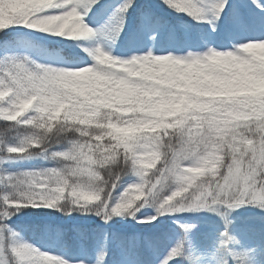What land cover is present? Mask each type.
<instances>
[{
  "label": "clouds",
  "instance_id": "9594fccd",
  "mask_svg": "<svg viewBox=\"0 0 264 264\" xmlns=\"http://www.w3.org/2000/svg\"><path fill=\"white\" fill-rule=\"evenodd\" d=\"M54 6V0H25L23 4L2 0L0 31L22 25L70 41L97 35L82 15L40 14ZM21 7L27 11L18 13ZM78 47L93 63L60 67L21 55L16 56L19 67L9 66L4 73L26 96L12 116L24 115L35 106V114L25 123L46 129L35 132L44 145L41 151L64 141L70 145L64 150L68 155L54 169L58 175L42 177L45 183L41 187L63 182L99 196L102 202L111 196L117 182L131 173L140 183H129L121 198L133 204L147 202L144 189L148 188L162 203L180 207L219 194L222 174L245 163L250 152L259 150L264 161V39L237 44L210 61L208 52L214 49L209 46L200 63L179 66L163 59L143 60L149 53L120 59L99 41ZM11 91L0 89V99ZM57 124L62 135L52 131ZM185 128L191 133V143L174 149L173 137L179 144ZM121 137L126 138L123 153L119 151ZM124 154L134 157L132 165L119 161ZM73 203L65 200L64 207L72 208ZM13 206L24 209L45 204L14 200ZM3 244L0 235V247ZM10 247L14 253L23 249L19 264H42L41 257L53 264V257L38 254L39 249L26 241Z\"/></svg>",
  "mask_w": 264,
  "mask_h": 264
},
{
  "label": "trees",
  "instance_id": "16d2710c",
  "mask_svg": "<svg viewBox=\"0 0 264 264\" xmlns=\"http://www.w3.org/2000/svg\"><path fill=\"white\" fill-rule=\"evenodd\" d=\"M122 0H99L89 20L96 21L106 15L111 16L115 8ZM233 0H228L220 20L217 22L216 31H212L206 22H200L189 15L175 11L163 3V0H135L134 6L127 13L123 31L115 40L109 39L114 50L125 57H129L134 51L144 49V25L145 27L156 26L158 31L155 42L158 47L171 46L175 51H185L187 47L198 50L204 49L203 39L213 38L217 46L226 45L225 34L235 36L232 33V24L238 19L237 13L241 14L244 23L257 34H262L258 23L263 14L252 9L240 7L239 10L233 5ZM187 33L185 37L184 33ZM41 45H44L43 47ZM78 45H85L82 40L48 42L35 38L26 32L9 30L0 31V60L6 57L28 55L31 59L45 63L48 57H57L66 64H78L84 62L93 63L90 57L82 51ZM31 110V109H30ZM29 110V111H30ZM7 123L0 120V131ZM52 123H56L53 121ZM59 124L52 131L57 135ZM44 132L46 129L18 126L8 133L6 142L15 145L25 136L32 132ZM68 142L54 146L52 150H60L67 147ZM32 153H40V148L31 149ZM119 151L123 153L121 145ZM61 161L52 159L50 156L33 155L31 158H8V154L0 151V176L19 174L23 171L44 170L58 168ZM133 174L129 173L119 182L113 199L117 198L123 189L130 183ZM10 188L7 184L0 183V197ZM168 194L165 190L164 195ZM150 199V198H149ZM252 207V206H250ZM154 210L146 204L137 213ZM206 210L187 211L182 213H167L159 216L151 227H138L133 224V218L125 215L113 216L105 221L95 213L74 210L65 213L57 208H24L7 221L8 225L19 235V239L33 244L43 252L53 256L64 258L68 262H92L99 256L95 247L105 232H109L111 239L104 245L103 261L100 264H122L121 251L125 256L134 257L138 264H154L155 258L163 254L169 247V232L167 224L173 218L189 217L193 223L201 225L222 224L212 218L210 214L204 215ZM237 227L243 230L256 249V257L260 263H264V211L258 208L241 207L232 215ZM215 239L210 230H200L196 233L195 243L198 247L210 249ZM189 264V261L178 259L173 264Z\"/></svg>",
  "mask_w": 264,
  "mask_h": 264
},
{
  "label": "snow or ice",
  "instance_id": "6c2138e0",
  "mask_svg": "<svg viewBox=\"0 0 264 264\" xmlns=\"http://www.w3.org/2000/svg\"><path fill=\"white\" fill-rule=\"evenodd\" d=\"M2 2V0H0ZM15 4H23L25 0H10ZM56 6L51 8H45L40 12L41 15L54 16L66 14L71 16L72 14L82 15L83 18L92 11V9L99 3V0H54ZM169 8L183 12L193 19L206 22L212 28V31H216L217 22L220 20L225 8L228 6V0H163ZM258 7L264 9V4H259L258 0H253ZM135 0H122V2L115 8L107 22L100 28L95 29L96 33L101 35H108L112 40H115L124 29L127 13L134 6ZM27 11L26 8H19L18 13ZM92 28V27H91ZM219 52L217 50H209L207 59L210 61ZM148 55L142 57L143 60H155L171 62L175 65H185L188 63L198 64L204 57L202 54H194L189 52L186 56H167V55H154L151 51ZM137 59V57H133ZM9 66L19 67L17 64V57H6L0 60V78H3L4 83L0 84V89L8 91L9 88L12 91L0 99V120L10 122L2 127L0 131V151L8 154V158H31L33 148L44 147L40 138L35 132L25 135L19 143L15 145H9L6 142V137L9 132L18 126H28L34 128L33 123L28 122L29 116L35 114V106L30 111L27 110L24 115L13 117L12 114L19 111L16 107L20 103L21 99H25L19 87L12 83L11 79L4 73L6 70H10ZM186 135L180 141L176 143V137H173V148H181L185 143H191L188 137L191 133L187 128L184 129ZM96 142L93 141V144ZM39 147H34V145ZM67 147L60 150L48 149L47 151H41L39 154L44 156H50L52 159L63 160L65 155H68L64 150ZM78 147V145H77ZM52 149V148H51ZM85 151H87V145H85ZM62 153L63 155H60ZM134 157L128 156V154L121 155L120 162L132 165ZM245 163L239 166H233L232 169L226 170L220 179L217 188L220 190L219 194L214 192L211 196H208L206 201L194 202L187 206L173 207L167 203H162V198L158 196L156 192H149L148 188L144 191L148 193L146 200H141L133 204L132 201L126 198H121L120 195L113 199V196H106L104 201H100V197L94 195L91 192L84 191L79 187H73L71 185H65L63 182L55 184H49L47 187H41L45 181L42 179L48 175H58L54 171L55 168L44 170H31L23 171L19 174H12L7 176H0V183L7 184L10 191H7L0 197V235L4 237L3 247H0V264H19L18 258L22 259L21 253L23 249L17 248L15 253L10 244L19 242V235L10 228L7 221L10 220L21 210L18 207L13 206L14 200H19L25 204L39 205L42 201L46 208H57L65 213H71L74 210H80L84 212L95 213L97 216H101L106 222L111 220L113 216H120L127 214L133 219H137V213L140 211L141 205H151L155 208V216L146 218H139L140 223H151L167 213H182L187 211H199L206 210L219 215L224 222V230L219 234L218 241L214 245L213 249L203 253L200 258H194V256H187L189 264H255L254 262V250L246 248L243 243L233 235L231 232V225L233 223L231 214L233 211L245 206H252L264 211V161H261L259 150L254 154L250 152L248 156L244 157ZM167 172H165V177ZM165 177H161L163 181ZM140 183V181H136ZM119 181L117 182V186ZM26 191L21 194V189ZM112 190V193L115 192ZM151 188V185H149ZM234 189V190H233ZM230 193V194H228ZM15 194V195H14ZM227 194V195H226ZM150 198V199H149ZM74 201L72 208H65L64 201ZM33 208V207H32ZM181 229L185 233L184 239L189 238V234L194 227L191 224L180 225ZM43 252L39 249V253ZM49 254V253H48ZM53 264H68L64 259L53 256ZM106 253L101 252L97 264L103 261ZM184 255V245L178 243L170 250L168 257L162 261V264H169V261L177 256ZM42 264H47V257H41Z\"/></svg>",
  "mask_w": 264,
  "mask_h": 264
},
{
  "label": "rangeland",
  "instance_id": "374dc122",
  "mask_svg": "<svg viewBox=\"0 0 264 264\" xmlns=\"http://www.w3.org/2000/svg\"><path fill=\"white\" fill-rule=\"evenodd\" d=\"M233 1H234L233 5L236 8V10H239L240 7L248 8V9H252L254 11H257L259 13H262L264 16V9L258 7L256 3H253V0H233ZM258 3L264 4V0H258ZM97 5L92 9L91 12H89L84 17L85 23H87L93 29L100 28L102 25H104L107 22L108 18L110 17L109 15H106V17H102L96 21L89 20V16H91V14L93 13V11L97 7ZM239 11H238L239 18L231 26L232 27L231 30L235 34V36L232 37L226 33L225 34L226 46H224V47L217 46L216 43L214 42L213 38L203 39L202 43H203L204 49H202V50H198V49H195V48H192L189 46L185 49V51L179 52V51L173 50L171 48V46H168V45L166 47H163V48L158 47L156 42H155V35L157 34L158 29L154 25L150 26V27H145V25H144V33H145L144 44H145V47L141 51H134L129 57H125V56L121 55L120 53H117L114 50V46H113L112 42L109 39H107L105 37V35H101V34L97 33L96 36L90 37L87 40H82V41L84 42L85 45H89V46L96 43L97 41H99L103 44V46L106 49H110L114 56H117L120 59H129V58H131V56L133 54L143 55V54H147L149 51H151L152 54H154V55H167V54L171 53L174 56H186L189 52H192L194 54H203L204 52H206L208 50L209 46H211L214 50H217V51H228V50H233L235 45L247 42L248 40L264 39V33L261 35L257 34L256 32H254L253 30H251L249 27L246 26L243 19L241 18L242 16L239 13ZM259 22L260 23H258V24L260 26V29L262 32H264V17L259 18ZM4 30L7 32L9 30H17V31L26 32L28 34H31L32 36H34L37 39H40L43 41H48V42L70 41V40H65L63 38L50 36V35L45 34V33H39L35 30L29 29V28L22 26V25H12V26H9L8 28L4 29ZM184 35H185V37H187L186 32L184 33ZM45 61H46L45 63H51L54 66H60V67H82L85 64H87L84 62H79L78 64H74V65L66 64V63H63L57 57H48L45 59ZM125 142H126V138L121 137L120 138V144L123 145ZM136 181H137V177L135 175H133L130 183H133ZM246 207H247V209L252 208L250 206H246ZM238 210H240V209H238ZM235 211H237V210H235ZM235 211H233V212H235ZM233 212L231 214V219L233 221V223L231 225V232L233 233V235L235 237H237L243 243V245L246 248L253 249L254 248L253 244L250 241V239L248 238V235L245 234V232L243 230L239 229V227L234 225V224H236V222L232 218ZM207 213H208V215L210 214V216L212 218H216V220L218 222H220L222 225L221 226H218V225H201V226H199V225L193 223L192 220L187 216H183V217H179V218H173V220H169V223L167 224V229H168V232L170 234V236L168 238L170 245L163 252V254L161 256L155 258L154 264H162V261H164L168 257L170 250L173 247H175L178 243H182L184 245V255L183 256H177L176 258L170 260L169 264H173L174 261H176L178 259H182V258L184 260L188 261L186 258L187 256H194V258H200V256L203 253L212 250L214 245H216V243L218 241L219 234L224 230L225 225H224L222 218L219 215H217L216 213L204 212L203 216L204 215L207 216ZM155 215H156V213L154 210L139 213L137 215V219H133V224L138 226V227H151V226H153V224L157 223L156 219L153 220L151 223H140V222H138V219L139 218H146V217H150V216H155ZM183 224H191L194 226L192 228V230L189 234V238L187 240L184 239L185 233L183 232V230L180 227V225H183ZM200 230H210V232L214 236L215 242L210 249L198 247L197 244L195 243L196 233ZM110 239H111L110 233L105 232L95 247V250H97L98 255L101 252H104V245L107 242H109ZM119 254L122 257V264H138L137 262H135L134 257L128 256V255L125 256L121 251H119ZM256 255L257 254L255 251L253 256H254V259L256 261V264H264V263H260L258 261ZM60 258H61V256H60ZM62 259H64V258H62ZM65 261H67V260H65ZM97 262H98V257L90 263L81 261V262H73V263L68 262V264H97ZM177 264H180V263L177 262Z\"/></svg>",
  "mask_w": 264,
  "mask_h": 264
}]
</instances>
